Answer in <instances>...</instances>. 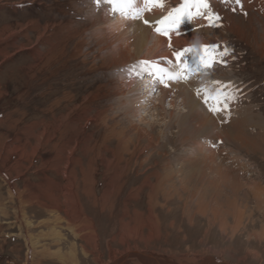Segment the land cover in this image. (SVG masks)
I'll return each mask as SVG.
<instances>
[{
  "label": "rangeland",
  "instance_id": "1",
  "mask_svg": "<svg viewBox=\"0 0 264 264\" xmlns=\"http://www.w3.org/2000/svg\"><path fill=\"white\" fill-rule=\"evenodd\" d=\"M132 1L0 0V264H264V0H210L222 28L170 39L155 20L180 0ZM212 43L236 59L167 87L140 63ZM214 80L242 87L226 122L196 92Z\"/></svg>",
  "mask_w": 264,
  "mask_h": 264
},
{
  "label": "snow or ice",
  "instance_id": "2",
  "mask_svg": "<svg viewBox=\"0 0 264 264\" xmlns=\"http://www.w3.org/2000/svg\"><path fill=\"white\" fill-rule=\"evenodd\" d=\"M100 2L101 0H96L97 5H100ZM107 2L109 5L115 6L131 3V0H107ZM144 3L149 6L148 11H151L153 6H162L164 0H144ZM222 3L235 5L232 11H236L237 8L242 10V0H222ZM185 18L189 21L194 18L204 19L206 26L212 28L224 26L223 17L219 12L214 11L210 0H180L177 6L172 7L166 15L155 21L154 31L169 39L172 31L181 35L183 33L180 31V26ZM143 23L145 25L152 24L147 19L143 20ZM234 51V48L228 45L221 46L220 43L183 47L173 52V57L178 64L176 71H169L166 67L160 66L158 62L141 61L140 63L146 66V71H151L156 79L167 87L168 81L187 80L193 74L206 75L217 65L227 66L229 61L225 57L231 56L232 59H236L233 56ZM188 56L191 57V62L187 58ZM211 83L217 86L214 93L206 86H201L196 90L197 95H202V102L213 115L223 113L224 121L222 122H226L230 116L229 106L240 99L242 87L233 81L214 80Z\"/></svg>",
  "mask_w": 264,
  "mask_h": 264
},
{
  "label": "bare ground",
  "instance_id": "3",
  "mask_svg": "<svg viewBox=\"0 0 264 264\" xmlns=\"http://www.w3.org/2000/svg\"><path fill=\"white\" fill-rule=\"evenodd\" d=\"M138 1V0H137ZM132 0H131V3H128V4H118V5H115L114 7H113V9H122V10H127L128 11V8H131V5H132ZM77 3V2H76ZM136 4V3H135ZM142 5V4H141ZM141 8H142V6H140L139 4H137L136 5V7L135 6H133L132 7V11H129V12H131L132 13V15L131 16H135L136 14H138L140 11H142L141 10ZM122 10H120V11H118V14L120 13V12H122ZM109 11V10H108ZM117 11V10H116ZM105 14V15H104ZM106 11H104L103 12V15L101 14V19L102 20H104V18H105V16H106ZM150 15V17L149 18H151V20L153 21V20H155L156 18H157V16H158V13L157 12H153L152 14H149L148 13V16ZM99 18V17H98ZM148 18V19H149ZM101 19H99V21L101 20ZM98 20V19H97ZM119 21V19L118 18H113V20H112V23L113 24H115L116 25V27L118 28V26H120L121 24L118 22ZM155 21H157V20H155ZM186 25V24H185ZM31 27V26H30ZM59 27V26H58ZM107 27V26H106ZM38 28V27H37ZM59 29H60V27H59ZM145 28H143L142 26H139L138 25V27L135 29V31L132 33V34H134L135 35V33H136V35L135 36H133L132 34H131V36L129 37V38H127V39H130V42H132V44L131 45H134V47H135V52H137V53H140L141 52V50L143 49V46H144V43H147V38H148V35H147V31L146 30H144ZM70 30V29H69ZM106 30V29H105ZM107 30H108V28H107ZM49 31V30H48ZM50 31H51V29H50ZM61 31V30H60ZM69 32V31H68ZM53 35H55V32H52V36ZM71 35H72V33H70V34H68L65 38L67 39L66 41H68L70 38H71ZM154 36V35H153ZM158 37V36H157ZM46 39L47 37H45V33L43 34V36H41L40 37V40H42V39ZM161 39V38H160ZM159 40V37L158 38H156V41L157 42H159L160 43V41H158ZM63 42V41H62ZM69 42V41H68ZM156 42V43H157ZM42 43V42H41ZM60 43V42H59ZM67 43V42H66ZM71 43V42H70ZM159 43H158V45H159ZM48 44V43H47ZM153 44H154V42H153ZM161 44V43H160ZM175 44V43H174ZM58 44H56V45H54L50 50H49V53L50 52H53L54 50H55V48H56V46H57ZM158 45H156V47L158 46ZM37 46V45H36ZM112 46V45H111ZM28 48V47H27ZM177 48V47H176ZM74 49H78V48H74ZM160 49H161V47H160ZM163 49V48H162ZM36 50V49H35ZM57 50V49H56ZM55 50V51H56ZM79 50V49H78ZM154 50H155V48H154ZM153 49L150 51V52H155ZM158 51V50H157ZM160 51V50H159ZM72 52H74L73 50H72ZM54 53V52H53ZM151 53V54H152ZM170 53V52H169ZM168 53V54H169ZM57 54H59V53H57ZM165 54V53H164ZM55 56V55H54ZM53 56V57H54ZM166 56H168V55H166ZM42 57V56H41ZM48 57H49V55H48ZM52 57V56H51ZM51 57H50V59H51ZM130 58H135V56H133V55H131V56H129ZM59 58H60V56H59ZM139 58V57H138ZM174 58V57H173ZM49 59V60H50ZM53 60V59H52ZM172 60H174V59H172ZM47 61H48V59L47 60H45V62L47 63ZM129 61V60H128ZM44 63V62H43ZM166 64V63H165ZM46 65V64H45ZM44 65V66H45ZM42 68V67H41ZM145 78H147V77H145ZM149 79V78H148ZM148 79H145V80H148ZM175 86V85H174ZM182 86H184V84L182 85ZM175 88V87H174ZM179 88V87H178ZM186 89V88H185ZM175 90H177V88L175 89ZM181 90V89H180ZM165 92V91H164ZM183 92V91H182ZM193 92V91H192ZM69 93V92H68ZM180 93V92H179ZM181 94H183L184 95V93H180V94H177V97L178 96H181ZM66 95V94H65ZM175 97V96H174ZM184 116V115H183ZM184 118V117H183ZM194 120V122H197V123H199L200 125H201V119H198L196 116H190V114H187L186 115V117H185V121H188V122H191V121H193ZM59 139V138H58ZM243 139H245V140H247L245 137L243 138ZM47 140H48V137H47ZM63 151V150H62ZM58 152V151H57ZM64 152V151H63ZM60 153V152H59ZM65 153V152H64ZM68 153V152H67ZM60 157V156H59ZM32 245V244H31ZM29 248H31V246L29 247ZM31 250V249H30ZM132 253H135L136 255H145V254H143V253H141V252H132ZM126 255H127V253H126ZM126 255H124V258L126 257ZM146 256H148V255H146ZM150 257V256H149ZM150 260H153V261H155L156 263H159V264H164V263H160V261L159 260H157L156 258H154V257H150ZM152 262V261H151ZM153 263V262H152Z\"/></svg>",
  "mask_w": 264,
  "mask_h": 264
}]
</instances>
